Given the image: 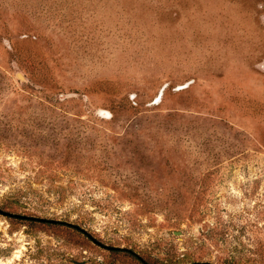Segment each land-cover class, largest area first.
Listing matches in <instances>:
<instances>
[{
    "label": "rangeland",
    "instance_id": "rangeland-1",
    "mask_svg": "<svg viewBox=\"0 0 264 264\" xmlns=\"http://www.w3.org/2000/svg\"><path fill=\"white\" fill-rule=\"evenodd\" d=\"M0 209L264 264V0H0ZM0 264L143 263L0 215Z\"/></svg>",
    "mask_w": 264,
    "mask_h": 264
},
{
    "label": "water",
    "instance_id": "water-1",
    "mask_svg": "<svg viewBox=\"0 0 264 264\" xmlns=\"http://www.w3.org/2000/svg\"><path fill=\"white\" fill-rule=\"evenodd\" d=\"M0 215L5 217V218L17 219V220H22V221H30V222H37V223H43V224L63 225V226H66V227H69V228H72L74 230L79 231L84 236H86L94 245H96V246H98L100 248H103V249H105L107 251H114V252L123 251V252H127V253L133 255L134 257H136L143 264H147V263H145V261L138 254L134 253L133 251H131L129 249H125V248H118V247H112V246L104 245L103 243L98 241L96 238H94L86 230L82 229L81 227H79L78 225H75V224L61 222V221L52 220V219H46V218L30 217V216H25V215L13 214V213H9L7 211H4L2 209H0ZM195 264H207V263H195Z\"/></svg>",
    "mask_w": 264,
    "mask_h": 264
},
{
    "label": "trees",
    "instance_id": "trees-1",
    "mask_svg": "<svg viewBox=\"0 0 264 264\" xmlns=\"http://www.w3.org/2000/svg\"><path fill=\"white\" fill-rule=\"evenodd\" d=\"M41 224H43V223H41ZM45 225H53V226H62V227H66V226H63V225H54V224H45ZM66 228L71 229V230H73V231H76V232L80 233L79 231L74 230V229H72V228H69V227H66ZM80 234H82V233H80ZM82 235H83V234H82ZM111 253H114V254H119V253L128 254L127 252H123V251H120V252H114V251H111Z\"/></svg>",
    "mask_w": 264,
    "mask_h": 264
},
{
    "label": "bare ground",
    "instance_id": "bare-ground-1",
    "mask_svg": "<svg viewBox=\"0 0 264 264\" xmlns=\"http://www.w3.org/2000/svg\"><path fill=\"white\" fill-rule=\"evenodd\" d=\"M20 251L17 253V255L14 257L15 260H18L20 258Z\"/></svg>",
    "mask_w": 264,
    "mask_h": 264
}]
</instances>
